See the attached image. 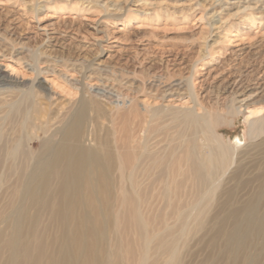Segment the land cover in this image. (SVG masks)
Returning <instances> with one entry per match:
<instances>
[{"label": "bare ground", "instance_id": "1", "mask_svg": "<svg viewBox=\"0 0 264 264\" xmlns=\"http://www.w3.org/2000/svg\"><path fill=\"white\" fill-rule=\"evenodd\" d=\"M37 52L39 79L47 52ZM51 61L44 64L59 75L76 67ZM85 62L80 73L89 85L99 74L97 83L117 91L120 102L101 105L91 87L77 104H63L43 82L26 93L0 65V87L9 86L0 91V202L7 203L0 210L6 223L0 264H183V250L208 234L215 253L224 241L219 256L231 263L262 264L264 141L257 142L264 136V109L251 107L264 101L263 83L255 81V94L251 84L235 83L221 110L218 96L204 95L194 63L175 86L161 77L143 101L105 81L96 60ZM185 99V113L175 112L174 104ZM246 111L250 144L244 150L226 142L219 127H232L229 117ZM126 114L139 121L129 126V137L122 134L125 124L118 133L114 125ZM107 116L116 132L112 141L101 137L98 124ZM168 119L181 127L177 138L175 127L163 125ZM20 202L27 205L6 216Z\"/></svg>", "mask_w": 264, "mask_h": 264}, {"label": "rangeland", "instance_id": "2", "mask_svg": "<svg viewBox=\"0 0 264 264\" xmlns=\"http://www.w3.org/2000/svg\"><path fill=\"white\" fill-rule=\"evenodd\" d=\"M47 36L52 40H47ZM43 40L49 44L46 48L42 47ZM40 49L47 56L41 59L42 75L36 79L34 68L35 62L40 61L37 55ZM49 56L52 63L70 61L76 67L69 75L56 74L44 64ZM94 60L102 65L105 81L123 86L127 93L143 101L148 100L147 94L156 89L161 77L167 86H175L182 77H189L196 63L197 82L203 81L204 95L213 101L218 96L219 108L224 110L234 96L235 83L251 84L249 90L254 94L258 91L256 80L264 85V0H0V65L5 76L19 81L18 90L28 93L32 83L43 82L58 102L75 105L83 95L88 97L86 90L92 87L95 93L92 94L101 105L111 108L114 101L120 102V94L98 84L95 78L99 74L94 75L89 85L84 73H80L83 61L87 66ZM61 66L56 67L62 70ZM7 88L1 86L0 91ZM255 99L258 102L261 96ZM185 102L187 99L174 104V111L183 113L180 105ZM259 108L264 109V101L251 107ZM248 112L237 118L229 117L230 121L235 120L232 127H219L226 142L244 150L250 144ZM124 118L127 121L122 118L123 122L114 123L115 131H121L125 124L122 134L129 137L132 135L129 126L135 122L138 125L139 121L127 114ZM170 119L163 125H168L167 129L175 127L171 131L177 138L181 127ZM110 122L107 116L98 124L103 127L101 137L112 141L116 132L109 128ZM192 133L193 130L191 136ZM262 141L264 136L257 145L261 147ZM6 204L0 202V210ZM25 205L16 204L6 216ZM5 226V222H0L1 230ZM213 237L200 235L197 237L200 240L196 238V242L188 244L183 250V264H215L213 258L218 264H233L224 255L219 256L223 240L218 254L211 249L209 240Z\"/></svg>", "mask_w": 264, "mask_h": 264}]
</instances>
